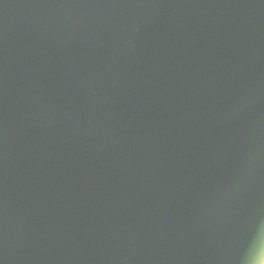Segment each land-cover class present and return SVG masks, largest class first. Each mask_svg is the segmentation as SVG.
Masks as SVG:
<instances>
[{"label":"water","instance_id":"1","mask_svg":"<svg viewBox=\"0 0 264 264\" xmlns=\"http://www.w3.org/2000/svg\"><path fill=\"white\" fill-rule=\"evenodd\" d=\"M0 264H264V0H0Z\"/></svg>","mask_w":264,"mask_h":264}]
</instances>
